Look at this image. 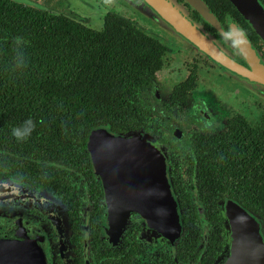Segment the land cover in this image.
I'll return each instance as SVG.
<instances>
[{
    "label": "flooded vegetation",
    "instance_id": "flooded-vegetation-1",
    "mask_svg": "<svg viewBox=\"0 0 264 264\" xmlns=\"http://www.w3.org/2000/svg\"><path fill=\"white\" fill-rule=\"evenodd\" d=\"M2 1L15 10L24 6L61 14L95 31L103 28L107 15H117L165 50L160 68L129 84L130 120L110 117L116 130L99 124L83 133L69 128L63 115L58 121L47 114L36 119L34 107L0 101V184L45 194L56 206L52 212L43 204L0 203V239L33 242L45 264H223L235 239L247 246L260 237L264 245V97L159 27L139 0L134 5L120 0L123 12H133L137 21L110 10L118 9L109 6L113 0H0V6ZM59 1L66 3L68 14ZM175 1L234 61L248 68L231 38L232 25L264 64V43L256 35L248 37L243 24L227 15L224 3H211L213 12L205 3L220 32L186 0ZM259 1L264 6V0ZM140 17L152 31L138 22ZM100 22L101 28H94ZM175 63L179 66L172 71ZM26 118L34 128L27 138L17 140L11 129ZM101 126L116 134L146 135L163 148L168 185L181 218L177 241L146 228L136 211L123 215L114 210L87 145L89 133ZM232 216L251 218L250 226L240 223L233 229Z\"/></svg>",
    "mask_w": 264,
    "mask_h": 264
},
{
    "label": "trees",
    "instance_id": "trees-1",
    "mask_svg": "<svg viewBox=\"0 0 264 264\" xmlns=\"http://www.w3.org/2000/svg\"><path fill=\"white\" fill-rule=\"evenodd\" d=\"M202 1L212 12L211 3H224L227 15L256 39L228 0ZM0 35V101L34 107L36 119L47 114L58 121L63 115L69 128L83 133L99 124L114 129L110 117L130 120L129 84L160 68L165 50L117 15H107L95 31L61 14L24 6L15 10L4 1Z\"/></svg>",
    "mask_w": 264,
    "mask_h": 264
},
{
    "label": "water",
    "instance_id": "water-1",
    "mask_svg": "<svg viewBox=\"0 0 264 264\" xmlns=\"http://www.w3.org/2000/svg\"><path fill=\"white\" fill-rule=\"evenodd\" d=\"M130 4L138 0H127ZM146 15L152 13L156 24L177 36L197 54L205 56L235 81L264 97V64L244 34L231 26V38L246 59L248 68L234 61L226 49L188 18L175 0H139ZM255 35L264 43V6L259 0H228ZM209 24L222 32L216 17L201 0H186ZM90 160L102 179L108 199L120 214L136 211L145 227L170 242L182 233L181 218L168 185V162L163 148L139 133L116 134L104 126L94 128L88 136ZM41 201H44L42 203ZM43 204L55 210V202L45 194L31 192L18 185L0 184V203ZM1 206V205H0ZM231 210V209H230ZM51 212V213H52ZM122 215V216H123ZM120 216L119 218H121ZM233 229L250 226L249 217H230ZM57 222H61L57 220ZM253 229L254 228V224ZM237 235L236 233L234 234ZM231 256L223 264H264V245L260 237L247 246L235 239ZM0 264H45L40 248L26 239H0Z\"/></svg>",
    "mask_w": 264,
    "mask_h": 264
},
{
    "label": "rangeland",
    "instance_id": "rangeland-1",
    "mask_svg": "<svg viewBox=\"0 0 264 264\" xmlns=\"http://www.w3.org/2000/svg\"><path fill=\"white\" fill-rule=\"evenodd\" d=\"M66 3H67V1L69 2L70 0H64ZM60 2L59 1V3H58V6H59V8L60 9H62V10H64L65 12H67V14H68V11L69 10H67L66 9V3L65 2ZM82 1H84V2H88L89 0H82ZM102 2H103V0H102ZM104 3V2H103ZM115 5H114V4ZM116 5H118V9H113V8H110V10H118V11H121V12H123V11H126L125 9H124V7L122 6V1H120V0H113L112 2H111V4H109V6H113L114 8H116ZM107 9H108V5H107ZM100 10H101V8L100 9H97V12H98V14L100 13ZM109 10V9H108ZM86 11V10H85ZM90 11V9H88L87 10V12H89ZM129 11V10H128ZM86 13V12H85ZM84 13V14H85ZM123 14H125V16L127 17V18H129V19H131V20H136L135 18H136V16L137 15H134L133 14V12L132 13H126V12H123ZM139 15V14H138ZM74 16V15H73ZM137 21V20H136ZM138 22H140V24L144 27V28H147V29H149V27H150V29H151V31L153 30V27H151L149 24H148V22H143V18L142 17H140L139 18V20H138ZM101 26H102V23L100 22V25L98 26V27H94V28H96V29H99V28H101ZM159 26V25H158ZM160 27V26H159ZM162 28V27H161ZM163 29V28H162ZM163 30H165V29H163ZM170 34V33H169ZM179 66V63H175V64H172V66L170 67V69H172V71L173 70H175L177 67ZM232 78V77H231ZM233 79V78H232ZM234 80V79H233ZM243 85V84H242ZM246 87V86H245ZM248 88V87H247ZM250 89V88H249ZM255 93V92H254ZM257 94V93H256Z\"/></svg>",
    "mask_w": 264,
    "mask_h": 264
},
{
    "label": "clouds",
    "instance_id": "clouds-1",
    "mask_svg": "<svg viewBox=\"0 0 264 264\" xmlns=\"http://www.w3.org/2000/svg\"><path fill=\"white\" fill-rule=\"evenodd\" d=\"M34 128V123L31 118H26L19 126H14L11 129V135L17 140L27 138Z\"/></svg>",
    "mask_w": 264,
    "mask_h": 264
}]
</instances>
